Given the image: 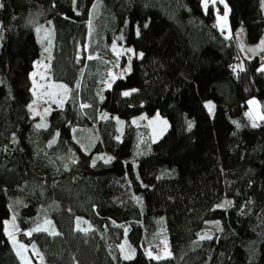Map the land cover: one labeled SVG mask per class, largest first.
Returning a JSON list of instances; mask_svg holds the SVG:
<instances>
[{
    "label": "trees",
    "instance_id": "obj_1",
    "mask_svg": "<svg viewBox=\"0 0 264 264\" xmlns=\"http://www.w3.org/2000/svg\"><path fill=\"white\" fill-rule=\"evenodd\" d=\"M221 1L228 37L200 0H0V264H20L11 217L32 264H264V2ZM112 41L140 55L99 99L110 64L88 56ZM35 61L67 88L40 117ZM154 113L157 141L145 122L116 140L112 116ZM160 241L169 256L146 257Z\"/></svg>",
    "mask_w": 264,
    "mask_h": 264
},
{
    "label": "rangeland",
    "instance_id": "obj_2",
    "mask_svg": "<svg viewBox=\"0 0 264 264\" xmlns=\"http://www.w3.org/2000/svg\"><path fill=\"white\" fill-rule=\"evenodd\" d=\"M202 7L205 9V0H200ZM215 0H207L208 4H213L214 10V23L218 27V30L222 33L224 37L229 36L228 30V22L227 16L225 17V12L228 15V8H225V3L220 0L222 5V10L217 11V6L214 4ZM97 24V19H91L90 21V30H92L95 25ZM110 50L113 54V58H108L103 56L102 54L95 53L91 59H103L110 64V69L106 72L104 79L98 86L96 90V95L99 99L102 98L103 91L109 89L113 83V81L117 78L123 77L128 71L130 70V60L134 56H139V52L135 53L131 47H123L117 44L115 41L110 43ZM131 49V51H128ZM125 52V58L121 60V54ZM242 67V63L240 62L238 65L233 66L232 70L238 69ZM264 67V64L260 66V69ZM43 77V78H42ZM30 83H31V91L33 94V99L29 105L31 108L28 110L33 117H40L50 109L58 108L62 105L63 101L66 98L67 88L64 84L55 82L51 79V74L49 71V65L47 63H41L35 61L33 63L32 71L29 76ZM59 85H63L64 87H57ZM126 90L125 92H128ZM254 103H249V107L245 112V115L253 121H257L261 117V112L259 110L258 104L255 100ZM205 110L208 112L209 115H212L214 104L210 100H206L203 102ZM107 116V114H104ZM115 120L116 126V140H120L124 127L126 125H131L134 127H138L143 122H145L148 126L150 139L152 142L157 141L167 130L168 122L166 119L161 118L157 113L147 117L144 114H140L130 118L128 121L121 120L115 116H112ZM49 220L46 217H41L37 219L36 223L32 226L34 229L37 227L45 230H49ZM207 227L210 224H206ZM4 231L8 237V241L12 251L14 252L15 256L17 257L20 264H32L33 260H36L37 257L33 251L27 250V248L20 246L22 243L17 239L16 230H15V223L13 217L9 218L8 220H4ZM9 233L11 236L14 237L10 239ZM124 249V245L121 246ZM19 253V255H18ZM145 256L149 257V253H151L152 257H168L169 250L167 245L164 241L158 242L156 246H151L145 248ZM154 259V258H153Z\"/></svg>",
    "mask_w": 264,
    "mask_h": 264
},
{
    "label": "snow or ice",
    "instance_id": "obj_3",
    "mask_svg": "<svg viewBox=\"0 0 264 264\" xmlns=\"http://www.w3.org/2000/svg\"><path fill=\"white\" fill-rule=\"evenodd\" d=\"M262 2H264V0H262ZM205 7H207V0H205ZM225 8H227V5H225ZM227 16V12H225V17ZM37 31L39 32L40 31V29L38 28L37 29ZM261 44L262 45H264V41H261ZM45 51H47V49H45ZM128 51H131V49H128ZM249 51H252L251 49L249 50ZM92 57H89V59H91ZM242 70V69H241ZM260 71H264V67H262L261 69H260ZM43 78V77H42ZM57 87H64L63 85H59V86H57ZM133 91H135V90H133ZM123 95L124 96H128V95H130V93L129 92H124L123 93ZM249 103L251 104V103H254V101H249ZM82 107H86L85 105H82ZM29 108H31V105H29ZM262 119H264V117H261ZM43 125H37V128H40V127H42ZM253 126H255V125H253ZM189 127H191V124L189 125ZM100 159H104L103 157H100ZM112 158L111 157H108L107 159H105V163H108L110 160H111ZM73 163H75V161H73ZM95 163V162H94ZM227 203H229L230 204V202H227ZM224 205H218L217 207H223ZM218 223V222H217ZM42 230H45V229H41V228H39V227H37L36 229H33L32 231H42ZM25 235H31V232H28V233H25ZM51 235H53V236H55V235H58V233H56V232H52L51 233ZM9 237H10V239H13L14 240V237H12L11 236V233H9ZM212 237L210 236V235H207V234H205L204 236H202L201 237V239H211ZM21 248H23L24 247V245H21L20 246ZM18 255H19V253H18ZM149 256H150V258H154V259H164L165 257H152L151 256V253H149ZM125 259H131V256H125L124 257Z\"/></svg>",
    "mask_w": 264,
    "mask_h": 264
}]
</instances>
